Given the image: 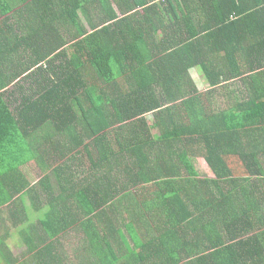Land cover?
Masks as SVG:
<instances>
[{
    "label": "trees",
    "instance_id": "16d2710c",
    "mask_svg": "<svg viewBox=\"0 0 264 264\" xmlns=\"http://www.w3.org/2000/svg\"><path fill=\"white\" fill-rule=\"evenodd\" d=\"M0 264H264V0H0Z\"/></svg>",
    "mask_w": 264,
    "mask_h": 264
},
{
    "label": "rangeland",
    "instance_id": "374dc122",
    "mask_svg": "<svg viewBox=\"0 0 264 264\" xmlns=\"http://www.w3.org/2000/svg\"><path fill=\"white\" fill-rule=\"evenodd\" d=\"M202 91H204V87H202ZM196 164H197L198 170L201 172L202 176L206 175V176H210V177H215V174L210 169L208 163L205 160L199 159V160H197ZM36 173L37 172L34 170L29 171L30 180H32V182L33 181L36 182L38 180ZM28 207L33 208L30 200H28ZM8 225H10V224L8 223ZM9 230L11 231L13 229H11V227H9ZM2 233L5 234L4 232H2ZM7 243L9 245H11V251L15 252V254H17V255H21L26 249L25 246L22 245L21 241L18 240V238H16V240L8 238Z\"/></svg>",
    "mask_w": 264,
    "mask_h": 264
},
{
    "label": "crops",
    "instance_id": "0c3cea01",
    "mask_svg": "<svg viewBox=\"0 0 264 264\" xmlns=\"http://www.w3.org/2000/svg\"><path fill=\"white\" fill-rule=\"evenodd\" d=\"M199 70V69H198ZM201 71V70H200ZM197 74H200L199 72L197 73ZM207 89V86H205L204 87V90H206ZM233 90H235V95H234V97H233V101H235V100H238V99H240L239 98V96L237 95V94H239L240 92H239V90L241 89L240 88V86L239 85H236V87L235 88H232ZM237 95V96H236ZM237 97V98H236ZM210 167V166H209ZM25 173H27V174H29V171H31V170H33V169H31V167H26L25 169ZM10 247H11V245H10ZM13 252V251H12ZM13 253H15V252H13Z\"/></svg>",
    "mask_w": 264,
    "mask_h": 264
}]
</instances>
